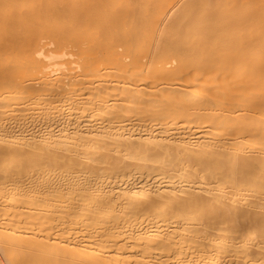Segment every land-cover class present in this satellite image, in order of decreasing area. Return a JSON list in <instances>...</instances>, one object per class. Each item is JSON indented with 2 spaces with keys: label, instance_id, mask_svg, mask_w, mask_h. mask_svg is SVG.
<instances>
[{
  "label": "bare ground",
  "instance_id": "obj_1",
  "mask_svg": "<svg viewBox=\"0 0 264 264\" xmlns=\"http://www.w3.org/2000/svg\"><path fill=\"white\" fill-rule=\"evenodd\" d=\"M0 264H264V0H0Z\"/></svg>",
  "mask_w": 264,
  "mask_h": 264
}]
</instances>
